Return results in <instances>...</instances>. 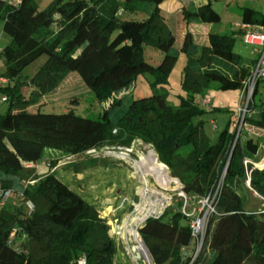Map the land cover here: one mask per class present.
<instances>
[{"label": "trees", "instance_id": "obj_1", "mask_svg": "<svg viewBox=\"0 0 264 264\" xmlns=\"http://www.w3.org/2000/svg\"><path fill=\"white\" fill-rule=\"evenodd\" d=\"M134 12L147 17L124 18ZM0 22L7 35L0 47V79L7 84L0 91L8 103L0 112V245L18 230L27 235L28 244L14 254L17 264H116L117 242L107 219L53 168L65 157L104 146L130 148L137 139L155 149L194 203L215 196L200 240L182 201L145 220L138 231L153 264H264V211H247L241 194L250 190L264 198V169L253 160L264 144V104L254 112L258 85L243 122L237 120L258 141H242L240 132L235 144L236 120L213 140L204 127L207 110L198 101L213 86L242 91L259 58L249 62L234 50L241 28L195 32L198 25L221 22L212 0H54L44 9L35 0H0ZM242 22L264 26V13L246 7ZM181 28L185 34L176 47ZM147 45L164 53L158 65L147 61ZM181 52L187 60L177 106L160 92L128 97L140 73L153 76L154 88L168 83ZM42 55L47 58L39 69L22 78ZM75 70L84 91L103 104L97 119L74 108L42 111ZM73 97L78 103V94ZM47 147L60 150L47 153ZM27 163L48 170L25 179Z\"/></svg>", "mask_w": 264, "mask_h": 264}, {"label": "rangeland", "instance_id": "obj_2", "mask_svg": "<svg viewBox=\"0 0 264 264\" xmlns=\"http://www.w3.org/2000/svg\"><path fill=\"white\" fill-rule=\"evenodd\" d=\"M53 1L35 0L39 9L46 8ZM171 3L170 1L164 5L165 12L172 8ZM212 4L213 8L220 13L221 22L198 25L195 32L201 36L210 31L230 32L239 30L238 24L242 22V13L246 7L264 13V0H212ZM146 17L147 14L144 12L127 13L124 16L126 19L135 20H142ZM2 26L3 23L0 22V47L4 45L7 39V35L2 32ZM184 34L185 31L181 28L178 31L176 47L182 43ZM234 50L242 54L249 62H252L257 55L254 52V47L245 43L241 36H236ZM145 52L147 61L154 65H158L164 56L161 50L150 45L145 47ZM46 58V55H42L27 66L21 73L22 78L32 76L45 62ZM186 60V54L181 52L169 75L168 83L156 88L151 84L154 79L151 74L140 73L136 78L135 86L128 93V97L139 98L151 95L154 92H160L166 95L169 104L177 106L180 95L184 94L181 81ZM0 70L1 72L5 70V62L2 58H0ZM6 84L7 82L0 79V87ZM83 91L82 79L75 70L60 87V90L50 96L51 100L43 105L42 111L61 113L74 108L79 115L94 119L99 118L103 110V104L94 94L88 93L86 90ZM76 93L79 98L78 103L72 102ZM207 96L211 99V103L203 106L207 110V113L203 115L204 127L208 135L216 140L219 132L230 121L236 120L234 125L237 124L242 91L240 89H221L213 86ZM2 98L0 91V112L4 113L8 109V103ZM255 102L254 112L258 111L261 105L264 104V79L259 81ZM216 107L221 109H216ZM212 121L216 123V128L213 126ZM237 126L239 128L238 133L241 132L242 141L247 136L253 137L255 141L259 140V135L251 131L247 124L243 125L242 130L240 129V123ZM230 127L231 129L234 127L233 123ZM150 149L154 148L137 139L130 148L104 146L65 157L53 168L60 180L88 202L95 205L102 217L107 219L110 234L116 238L117 242L116 264H153L147 248L146 251L139 249L141 243H144L138 229L147 218L160 216L167 207L182 201V211L190 216L191 224L194 223L196 226L199 219L203 220L201 228L196 231L199 240L206 233L208 216L212 213L206 201L201 200L199 203H194L189 199L182 190V184L177 177L175 178L178 179L179 183H172L168 189L157 184L152 176H147L145 179L142 177L144 173L135 167V163ZM59 150L46 148L47 153L52 154ZM253 160L256 162V166L264 163V144L259 153L253 156ZM45 170H48V167L43 163H30L28 167L21 170V173L25 179L32 177L33 181V178L36 177L35 174L40 175ZM142 180L147 182V195L140 191L139 187L142 185ZM241 194L246 199L245 208L247 211H264V199L262 197L244 189H241ZM210 203L211 201H209ZM29 206L34 208L32 203ZM166 234H169L168 228ZM27 244V235L22 230H18L7 245H0V264H17L14 254L16 251L18 252L20 247ZM32 247L33 251L37 249L36 246Z\"/></svg>", "mask_w": 264, "mask_h": 264}, {"label": "built area", "instance_id": "obj_3", "mask_svg": "<svg viewBox=\"0 0 264 264\" xmlns=\"http://www.w3.org/2000/svg\"><path fill=\"white\" fill-rule=\"evenodd\" d=\"M238 26L244 30V34L242 37L243 41L247 44H251L254 47V52L257 53V56L259 58L253 70L252 75L246 81L245 86L242 90V97L239 106V111H240L239 117L241 116L243 120L244 116L248 111V105L253 98V94L255 92L259 80L264 79V26L256 25L252 23H244V22L239 23ZM198 101L203 105H209L211 103V99L209 97L198 99ZM29 164L30 163H27L26 166L27 165L29 166ZM247 184H249L248 181ZM8 196H9V192H6L4 198H7ZM214 198L215 196L212 199L209 198L203 199L204 201H206V203L209 205V208H211L212 211L214 209L213 207ZM209 201H211L210 204ZM201 222L203 223V220L199 219L198 222L196 223L197 224L196 226L194 223L192 224V227L194 228L193 234L197 235L196 231L198 230L197 228L199 229L201 228L200 225Z\"/></svg>", "mask_w": 264, "mask_h": 264}, {"label": "bare ground", "instance_id": "obj_4", "mask_svg": "<svg viewBox=\"0 0 264 264\" xmlns=\"http://www.w3.org/2000/svg\"><path fill=\"white\" fill-rule=\"evenodd\" d=\"M135 167L138 170L143 171L144 174L142 177H144V179L147 178V176H152L157 184H159L163 188L168 189L170 188L172 183H179L178 179L171 175L169 168L158 159L157 153L154 149H150L147 154L141 156L140 159L135 163ZM256 167L263 170L264 163L261 165H257ZM142 181V185L139 187L140 191L144 195H147V182ZM202 224L203 223L201 222L200 225L202 226ZM139 249L146 251V246L141 243Z\"/></svg>", "mask_w": 264, "mask_h": 264}, {"label": "water", "instance_id": "obj_5", "mask_svg": "<svg viewBox=\"0 0 264 264\" xmlns=\"http://www.w3.org/2000/svg\"><path fill=\"white\" fill-rule=\"evenodd\" d=\"M243 120H244V118H243ZM243 120H242V122H243ZM238 138H239V133H237L236 140H235V144H236V142L238 141ZM163 164H165V163H163ZM165 165H166V164H165ZM228 165H229V162H228ZM228 165H227V167H228ZM166 166H167V165H166ZM167 167H168V166H167ZM227 167H226V169H225L223 175L226 173ZM250 172H251L250 170H247V172H246L248 183L250 182ZM202 238H203V237H202ZM201 240H202V239H201ZM143 243H144V241H143ZM144 244H145V243H144ZM201 245H202V243L200 244V246H199V248H198V251H199V249L201 248Z\"/></svg>", "mask_w": 264, "mask_h": 264}, {"label": "crops", "instance_id": "obj_6", "mask_svg": "<svg viewBox=\"0 0 264 264\" xmlns=\"http://www.w3.org/2000/svg\"><path fill=\"white\" fill-rule=\"evenodd\" d=\"M6 41V40H5ZM39 172V171H38ZM30 178H32V177H30ZM254 195H256V193H254V192H252ZM258 196V195H257Z\"/></svg>", "mask_w": 264, "mask_h": 264}]
</instances>
